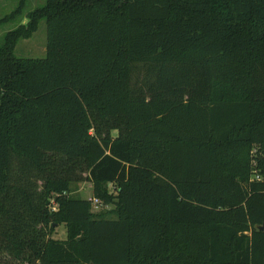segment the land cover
Returning <instances> with one entry per match:
<instances>
[{"label": "trees", "instance_id": "1", "mask_svg": "<svg viewBox=\"0 0 264 264\" xmlns=\"http://www.w3.org/2000/svg\"><path fill=\"white\" fill-rule=\"evenodd\" d=\"M24 15L0 45V264H264V0ZM41 20L45 56H16Z\"/></svg>", "mask_w": 264, "mask_h": 264}, {"label": "rangeland", "instance_id": "2", "mask_svg": "<svg viewBox=\"0 0 264 264\" xmlns=\"http://www.w3.org/2000/svg\"><path fill=\"white\" fill-rule=\"evenodd\" d=\"M45 0H25V5L21 15L16 18H8L5 22L0 23V45L3 42L4 34L15 28L20 23H25V12L40 6ZM19 0H0V19L8 16L18 5ZM46 24L44 20H41L38 24L37 30L31 37L26 39H20L15 45L14 53L18 57L29 58H43L46 54ZM117 131H112V135L115 136ZM72 193L82 198H89L92 196L91 183L88 180L77 181L72 184ZM92 210L96 213H100L108 218H114L115 215L111 211L113 205H98L92 202ZM54 238L63 239L66 237V229L64 224L56 225L54 231L51 234ZM7 257L6 255H3Z\"/></svg>", "mask_w": 264, "mask_h": 264}, {"label": "built area", "instance_id": "3", "mask_svg": "<svg viewBox=\"0 0 264 264\" xmlns=\"http://www.w3.org/2000/svg\"><path fill=\"white\" fill-rule=\"evenodd\" d=\"M255 177L258 178V175H255ZM93 201H94V203H97L96 199H94Z\"/></svg>", "mask_w": 264, "mask_h": 264}]
</instances>
